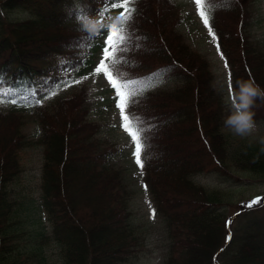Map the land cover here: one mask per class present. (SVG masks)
<instances>
[{
  "label": "trees",
  "instance_id": "trees-1",
  "mask_svg": "<svg viewBox=\"0 0 264 264\" xmlns=\"http://www.w3.org/2000/svg\"><path fill=\"white\" fill-rule=\"evenodd\" d=\"M203 1L232 92L250 77L264 89V49L248 28L253 0ZM120 2L0 0V98L13 104L0 109V264H49L48 243L58 247L60 264H125L138 248L129 190L88 118L86 98L73 91L44 101L96 64L109 35L106 70L135 93L124 114L139 132L144 180L165 222L163 264H264V193L236 197L194 180L209 169L239 185L264 184V141L225 127L230 110L208 60L179 30L176 3L135 0L125 12ZM88 17L94 28L78 21ZM163 81L174 85L157 86ZM254 110L264 119V100ZM26 116L39 125L35 139L23 130ZM31 142L42 153L37 195L19 190L20 152ZM16 177L18 191L10 186ZM249 198L259 200L248 207Z\"/></svg>",
  "mask_w": 264,
  "mask_h": 264
},
{
  "label": "rangeland",
  "instance_id": "rangeland-1",
  "mask_svg": "<svg viewBox=\"0 0 264 264\" xmlns=\"http://www.w3.org/2000/svg\"><path fill=\"white\" fill-rule=\"evenodd\" d=\"M135 0H130V6ZM177 4L181 31L185 41L192 48L201 53L209 62L214 74L215 83L221 89L227 107L231 108L229 97L232 93L230 86V73L225 56L219 47L217 35L210 24L207 26L204 19L209 21V12L203 0L200 4L196 0H173ZM123 2H120L122 5ZM203 13V15H201ZM17 15V14H16ZM251 24L248 27L250 39L264 49V0H253L251 11ZM209 27L215 35V39L209 33ZM110 32V28L106 33ZM103 57L102 50L94 56V63L91 69L77 74L71 80L63 83L51 92L44 101L52 102L56 97L69 95L73 91L80 93L87 100L89 119L99 125L98 138L105 141L111 151L110 159L123 176V181L129 190V220L136 230L138 236V248L125 261V264H163L166 255L168 238L163 216L155 208L152 196L144 180V170L140 155L137 154V144L140 145L139 133L135 126L128 119H124L125 112L121 113L118 107L119 97L115 88L104 72L97 73L95 69L99 67V61ZM108 72V71H107ZM174 82H160L159 87H171ZM78 90V91H77ZM13 104L6 99L0 98V109H7ZM125 109V105H124ZM255 113V110H254ZM24 132L29 139H35L39 133V125L36 120L26 116ZM257 128L249 135L242 136L249 141H264V119L254 117ZM229 132L234 133L230 128ZM235 134V133H234ZM135 135V140L133 136ZM24 169L20 179L16 177L11 182V187H16L18 191V181L20 188L33 192L37 195L40 181V167L42 162L41 147L35 142H31L20 152ZM139 159V163L137 162ZM244 178V176H241ZM194 180L205 187H220L230 190L236 197L253 196L257 193H264V184L253 179L250 183L236 184L225 180L216 171L206 170L194 177ZM253 200L247 199L246 203ZM39 222L47 226L48 221L41 214ZM30 223V222H28ZM29 244V241H27ZM45 244V243H44ZM43 244V245H44ZM49 264H60V253L55 243H48L45 252Z\"/></svg>",
  "mask_w": 264,
  "mask_h": 264
},
{
  "label": "clouds",
  "instance_id": "clouds-1",
  "mask_svg": "<svg viewBox=\"0 0 264 264\" xmlns=\"http://www.w3.org/2000/svg\"><path fill=\"white\" fill-rule=\"evenodd\" d=\"M78 21L85 29L95 27L91 17L78 18ZM257 99L264 100V89L255 79L250 77L248 80H238L236 90L229 97L231 108L229 115L224 120L225 127L233 130L238 136L251 134L257 128L253 111Z\"/></svg>",
  "mask_w": 264,
  "mask_h": 264
},
{
  "label": "snow or ice",
  "instance_id": "snow-or-ice-1",
  "mask_svg": "<svg viewBox=\"0 0 264 264\" xmlns=\"http://www.w3.org/2000/svg\"><path fill=\"white\" fill-rule=\"evenodd\" d=\"M114 2H115V0H114ZM200 2H201V0H196V3L198 5L200 4ZM129 3H130V0H123V4L121 6L125 9V12L129 11V9H128ZM201 15H203V13H201ZM121 16L124 20L128 19V17L125 16L124 13H121ZM204 23L207 26L209 24L208 19H204ZM209 33H210V35L213 36V39H215V35H214L211 27H209ZM112 41H113V36L109 35L107 38V41H106L108 46L104 47V49H103L105 59H101L99 61V67H97L95 69V71L97 73L104 72L106 75H108V78L111 81L112 86L115 88L117 96L119 97L118 107L120 108L121 113L123 115L124 105L128 102L129 95H134L135 93L134 92L126 93V91H122V89L127 90L129 88V85L128 84H117L116 81L112 79L111 74L108 73L106 70V60H107V58L111 57L112 51H110V49L114 47V45L112 44ZM225 66L227 67V64ZM13 103H16V101L13 100ZM37 103H39V101H37ZM124 119H128V117L125 116ZM133 139L135 140V135L133 136ZM136 151H137V154H139V152H140V145L139 144H137ZM137 162L139 163V159ZM258 200H259V198L251 201V203L247 206L251 207L252 205L256 204L258 202Z\"/></svg>",
  "mask_w": 264,
  "mask_h": 264
}]
</instances>
